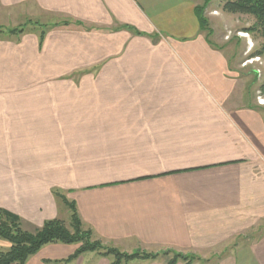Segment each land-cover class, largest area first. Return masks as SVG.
I'll return each instance as SVG.
<instances>
[{
	"label": "crops",
	"instance_id": "obj_1",
	"mask_svg": "<svg viewBox=\"0 0 264 264\" xmlns=\"http://www.w3.org/2000/svg\"><path fill=\"white\" fill-rule=\"evenodd\" d=\"M200 3L0 0V207L25 229L62 218L58 188L104 245L264 264V106L206 38ZM24 17L43 26L9 33ZM78 247L51 242L26 264L111 262L66 261Z\"/></svg>",
	"mask_w": 264,
	"mask_h": 264
},
{
	"label": "trees",
	"instance_id": "obj_2",
	"mask_svg": "<svg viewBox=\"0 0 264 264\" xmlns=\"http://www.w3.org/2000/svg\"><path fill=\"white\" fill-rule=\"evenodd\" d=\"M211 0H204L203 4L197 5V14L200 19L202 30L206 31V38L209 42L213 29L210 27L209 19L205 15V9ZM222 9L227 13H243L255 18V22L245 28L253 36L263 38L262 43L252 53V55H264V0H221ZM30 23L37 27L43 26L39 21L30 20ZM68 24V21L64 22ZM3 31V28L0 26ZM25 26L11 28L9 33H21L25 31ZM45 29L40 34L43 39ZM264 90V84L262 86ZM54 195L60 199L70 210V225H67L62 218L47 219L43 225L30 231L22 226V219L16 213L0 207V238L11 243L7 250L0 249V264H26L27 260L36 254L44 245L51 242L75 243L79 244L77 250L70 255L66 261L78 258L86 251H98L104 256L111 257L110 264H122L134 259L155 260L161 253H172V257L167 264H176L182 258L189 264L193 259L188 254H183L174 250L162 252L134 251L132 253L121 251L115 247L104 245L100 240L93 238V232L85 229L78 214L76 204L68 199L67 195L60 189L54 190Z\"/></svg>",
	"mask_w": 264,
	"mask_h": 264
},
{
	"label": "rangeland",
	"instance_id": "obj_3",
	"mask_svg": "<svg viewBox=\"0 0 264 264\" xmlns=\"http://www.w3.org/2000/svg\"><path fill=\"white\" fill-rule=\"evenodd\" d=\"M203 3L204 0H201L200 4ZM210 9L216 10H212V13L217 12L219 14L217 15L219 16L218 20L214 18L211 19L212 21L209 20L213 32L216 31L218 33V37L216 36L217 44L225 47L229 61L236 63L238 66L239 78L244 83L246 99L252 97L257 104L258 92L264 93L262 89L264 84V55H252V53L262 43L263 38L253 36L245 30V28L255 22V18L243 13L224 12L221 0L210 1L205 9V15L208 19ZM26 18L29 17L20 19V24L23 23L21 26L32 28L34 24L28 23L29 19ZM219 36L221 37L220 39ZM257 56L259 58L256 60L255 57ZM248 60H253V62L244 65V62ZM65 206L61 210V217L67 225H70V210Z\"/></svg>",
	"mask_w": 264,
	"mask_h": 264
},
{
	"label": "built area",
	"instance_id": "obj_4",
	"mask_svg": "<svg viewBox=\"0 0 264 264\" xmlns=\"http://www.w3.org/2000/svg\"><path fill=\"white\" fill-rule=\"evenodd\" d=\"M253 44V43H252ZM256 60L259 58L258 56L255 57ZM253 62V60H248V61H245L244 62V65H247L249 63ZM257 100H258V103L261 104V105H264V93H262L261 91L259 92L258 96H257Z\"/></svg>",
	"mask_w": 264,
	"mask_h": 264
}]
</instances>
